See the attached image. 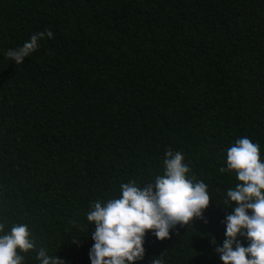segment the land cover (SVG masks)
<instances>
[{
    "label": "trees",
    "instance_id": "trees-1",
    "mask_svg": "<svg viewBox=\"0 0 264 264\" xmlns=\"http://www.w3.org/2000/svg\"><path fill=\"white\" fill-rule=\"evenodd\" d=\"M45 29L23 63L6 56ZM241 137L264 160V0H0V222L27 224L24 264H90V205L154 181L169 150L214 197L169 238L148 231L135 264H223L211 238Z\"/></svg>",
    "mask_w": 264,
    "mask_h": 264
},
{
    "label": "clouds",
    "instance_id": "clouds-1",
    "mask_svg": "<svg viewBox=\"0 0 264 264\" xmlns=\"http://www.w3.org/2000/svg\"><path fill=\"white\" fill-rule=\"evenodd\" d=\"M53 35L50 29L36 32L22 46L9 49L6 56L21 64L40 47V41ZM163 163V174L154 181L141 185L129 180L120 185L119 197L90 205L87 221L95 227L90 232V264H135L145 255L148 231L164 240L177 225L183 227L203 217L210 197H214L208 185L189 177L190 168L179 151H167ZM227 170L235 171L239 183L222 194L232 211L223 221L222 244H216L214 236L211 238L214 252L223 264H264V160L260 145L247 137L237 139L227 149ZM34 247L27 224H13L8 229L5 222H0V264H24L25 257L20 253ZM36 258L39 264L65 262L43 249Z\"/></svg>",
    "mask_w": 264,
    "mask_h": 264
}]
</instances>
